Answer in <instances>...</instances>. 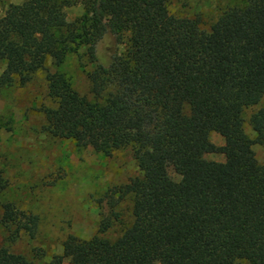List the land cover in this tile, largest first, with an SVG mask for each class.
Returning <instances> with one entry per match:
<instances>
[{"label":"trees","instance_id":"obj_1","mask_svg":"<svg viewBox=\"0 0 264 264\" xmlns=\"http://www.w3.org/2000/svg\"><path fill=\"white\" fill-rule=\"evenodd\" d=\"M168 4L21 0L0 15V86L23 85L48 59L81 52L91 98L47 71L43 130L106 154L129 149L139 171L110 188L98 233L68 234L52 264H264V162L253 150L264 145V0L227 7L208 28ZM76 5L81 13L67 20ZM210 152L224 160L206 159ZM126 198L131 223L113 240L100 235L120 220L115 207ZM38 224L37 214L0 203V264H29L8 246L33 238Z\"/></svg>","mask_w":264,"mask_h":264},{"label":"rangeland","instance_id":"obj_2","mask_svg":"<svg viewBox=\"0 0 264 264\" xmlns=\"http://www.w3.org/2000/svg\"><path fill=\"white\" fill-rule=\"evenodd\" d=\"M20 1L0 0V15L9 3ZM240 3L241 0H169L168 7L175 15L198 17L201 26L208 28L224 9ZM81 11L80 5L68 8L67 20ZM108 43L109 39L104 38L97 46V54L104 61ZM3 67L0 63V73ZM88 69L81 52H71L59 64L48 59L46 68L34 73L23 85L0 86V175L5 182L0 203L11 202L39 217L33 238L23 234L8 246L11 252L25 256L29 264H52L54 256L62 253V242L68 234L80 238L97 234L100 219L110 212V188L127 183L139 173L129 149L106 154L43 130V109L52 105L47 95L46 72L65 74L75 90L91 98ZM254 108L244 112L245 131L251 138L254 132L248 119ZM210 139L216 145L223 144L216 132L210 134ZM253 150L258 161L264 162V145L255 143ZM204 157L224 160L219 152L206 153ZM169 173L174 180L179 179L172 169ZM115 209L120 220L100 233L111 240L132 221L129 198L120 201ZM3 236L0 235V246L7 245ZM61 264H70L69 259L63 258Z\"/></svg>","mask_w":264,"mask_h":264}]
</instances>
